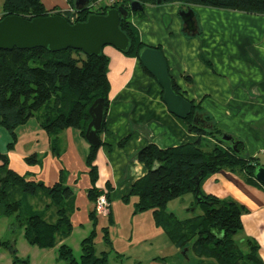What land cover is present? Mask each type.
I'll return each mask as SVG.
<instances>
[{"label": "crops", "instance_id": "crops-1", "mask_svg": "<svg viewBox=\"0 0 264 264\" xmlns=\"http://www.w3.org/2000/svg\"><path fill=\"white\" fill-rule=\"evenodd\" d=\"M42 1L47 10H71L66 0ZM192 9L198 26L196 35L184 31L182 8L178 4L147 5L143 17L131 19L141 41L163 52L180 93L188 101L199 104L224 133L242 142L245 156L258 158L264 165V16L205 7ZM103 51L110 59V103L95 165L99 190L107 193V186L111 187L113 217V223L103 228L117 226L119 221L130 223L131 228L125 227L124 231L123 227L119 235L110 228L111 247L104 241L96 242V252L98 255L108 252L109 264L112 261L125 264L124 260L128 264H190L164 230L156 227L153 211L135 215L138 198L132 197L128 204L122 199L148 173L145 165L136 159L139 150L150 144L160 149L193 144L198 141V135L190 131L185 120L170 113L163 101L162 88L138 58L112 46ZM39 124L29 130V123L17 128L16 142L6 129L0 128V154L8 156L14 172L48 186L57 183L65 171L67 185L75 193L73 229L85 228L84 224L90 227L89 216L94 208L88 198L91 179L86 158L90 144L79 130L65 129L59 134L61 155L55 156L50 137ZM124 140L127 143L120 146ZM31 155L37 156L38 163L26 162ZM202 191L246 208L242 216L243 231L237 239L241 243L254 240L264 262V186L248 184L243 176L222 170L203 182ZM49 203L47 196L32 201L40 213L45 212ZM194 204L192 195L190 205H183L186 217L179 218L200 214ZM121 213L123 216H118ZM46 219L54 220L53 211H47ZM71 235L58 238L53 249L67 244ZM128 237L132 244L122 248ZM98 245H101L99 251Z\"/></svg>", "mask_w": 264, "mask_h": 264}, {"label": "trees", "instance_id": "trees-1", "mask_svg": "<svg viewBox=\"0 0 264 264\" xmlns=\"http://www.w3.org/2000/svg\"><path fill=\"white\" fill-rule=\"evenodd\" d=\"M66 1L75 12L47 10L42 0H4L1 19L18 15L32 20L59 14L70 23H77L86 21L91 14H105L109 8L124 7L130 10L132 0H121L120 4L111 7L102 5L98 8L94 6L100 0H91L89 6L80 11L76 10V0ZM137 1L144 6L159 5L158 0ZM163 4H180L190 8L198 6L264 16V0H163ZM133 16L143 17L144 10L130 13L128 18L122 19L121 29L130 39L128 50L122 53L139 59L141 50L147 45L141 41L139 32L132 23ZM109 65L110 59L104 51L98 56H87L73 49L55 53L43 48H15L11 51L0 49V128L6 129L16 142L17 128L27 124L40 109L47 106L40 124L50 137L54 155L59 157L61 131L74 128L85 138L91 121V105L99 98L104 99L108 111ZM173 88L180 93L174 79ZM192 105V112L185 122L192 133L200 136L199 140L193 144L168 149H160L150 144L139 150L136 159L145 165L148 173L134 183L130 193L122 200L128 204L132 197L138 198L134 206L135 215L153 211L156 227L164 230L181 253L185 252L184 258L190 264H264L259 254V245L254 240L248 239L241 243L237 239L243 231L242 216L247 212L246 208L235 201L221 200L202 191L203 182L222 170L243 176L248 184L261 186L254 173L263 164L258 158L245 156L242 142L224 133L212 122L209 115L204 114L200 105ZM196 114L210 123L211 128L194 125ZM206 135L231 137L237 148L234 150V143L231 142H228L231 146L224 148L204 138ZM126 143L127 140H124L120 146ZM101 145H90L86 158L91 179L88 198L94 204L90 212L94 230L82 241L79 259L67 244L59 246L58 258L68 264H109V253L102 252L98 255L95 244L98 224L95 204L103 192L97 187L99 172L95 161ZM9 147L12 148L13 143ZM0 161V217L13 218L11 232L18 228L23 230L28 244L40 249L54 248L58 245V238L69 237L73 232L71 215L75 209V193L67 185L66 172L62 171L59 181L48 186L42 181L14 172L10 169L8 156L0 154ZM26 162L34 165L38 163V158L31 155L26 158ZM110 188L108 185V196ZM189 194L195 197L194 208L200 210V214L180 219L167 210L169 203ZM43 196H47L50 203L45 206V212L40 213L32 201H38ZM47 211H53L54 220L46 219ZM108 219L111 225V213ZM102 231L104 243L111 247L109 228L105 227ZM12 252L14 264L21 263L16 256V250ZM23 263L28 264V261Z\"/></svg>", "mask_w": 264, "mask_h": 264}, {"label": "water", "instance_id": "water-1", "mask_svg": "<svg viewBox=\"0 0 264 264\" xmlns=\"http://www.w3.org/2000/svg\"><path fill=\"white\" fill-rule=\"evenodd\" d=\"M91 0H76V10L86 9ZM163 4V0H158ZM145 6L137 0H132L130 10L124 7L109 8L105 14H91L86 21L70 23L64 16L56 14L38 17L32 20L18 15H9L0 20L1 50H32L43 48L50 52H60L68 49L81 51L87 56H98L105 47L112 46L121 52H126L130 46L128 35L121 29L122 19L130 13L143 11ZM184 23V31L196 33L198 30L196 14L188 7L180 11ZM144 69L158 82L163 91V101L171 114L181 120H186L192 112V102L173 88V78L169 73V65L163 52L156 47L146 46L139 55ZM91 121L85 133V139L94 147L102 143L101 134L107 115V105L104 99H97L89 108ZM193 123L196 126H206L199 115H195ZM224 140L234 143L231 137ZM237 144H233L236 150ZM255 179L264 186V165L258 166L254 173ZM199 186V182H197ZM185 255V252L182 253Z\"/></svg>", "mask_w": 264, "mask_h": 264}, {"label": "rangeland", "instance_id": "rangeland-1", "mask_svg": "<svg viewBox=\"0 0 264 264\" xmlns=\"http://www.w3.org/2000/svg\"><path fill=\"white\" fill-rule=\"evenodd\" d=\"M3 3H4V0H0V19L3 15V12H2ZM178 5L182 8V10H186L188 8V7H183L180 4H178ZM194 7H198V6H194ZM191 8H193V7H191ZM188 34L189 35H192V34L196 35V34H198V32H196V33H188L187 32V35ZM49 106H51V103ZM46 111H47V106L40 109L36 113V116L32 117L28 121L29 125H28L27 130H29L33 127L35 128L36 126H38L40 120L43 119V116L46 113ZM204 114H206V113H204ZM202 120H204V119L202 118ZM204 128L210 129L211 124L206 122V126H204ZM199 138H200V136L198 135V140H199ZM204 138H206L212 142H215L224 148H228L229 146H231L230 143H228L227 141L224 140V136H221V135L217 136V137H214V136L212 137V136L206 135ZM219 140H222L225 143H220ZM190 196H192V195L191 194L186 195V196H184L180 199H177L176 201L170 203L168 206L169 211H174L176 213V215L180 218L186 217L187 214L183 210V205L185 207L190 205ZM108 197H109L108 193H105V191H103L102 194L97 199V202H96V204H97L98 200L99 199L101 200V198H103V199H105V202H106L104 204H108L107 207L105 206L104 208L98 209V205L96 206V204H95L96 215L98 218V224L96 226L97 236L95 238V243L97 242L98 244L100 243V241L101 242L104 241V239H103L104 234H103L102 230H103L104 226H108V224H109L108 217L111 213V202H112V200L109 199ZM181 201H185V203L182 204ZM118 216L122 217L123 214L122 213H121V215L118 214ZM89 218H90V216H89ZM12 221H13V218L4 217V216L0 217V264H14V256H13L12 250H16V252H17L16 256H17V258H19L21 260V263H17V264H24L23 262H25V260L28 261V264H57L56 261H58V260L60 261V264H67L66 261L60 260L58 258V248L59 247L57 248V250L53 249V248L52 249H40L38 247L31 246L27 243V241L25 240V237H24L23 230L18 228V229H15L14 232H11L10 224L12 223ZM90 221H91V219H90ZM91 224L92 225H90V227L87 226L88 224L87 225L84 224L85 228H81V229L77 228L76 230L73 229L72 235L67 241V245H69L73 249L74 255L77 259H79L81 256V242H82V240L86 236L88 237L94 230L93 222ZM123 227H124V231H125V227L131 228V224L130 223L124 224L123 221H119L117 226L109 227V237L111 238L110 228L112 229L111 232L113 234L117 233V235H119L121 233V229H123ZM129 241L130 240L128 237V241L125 240L121 244L122 248L123 247L126 248L128 246V244H132ZM131 242L134 243L135 240H132ZM100 249H101V245H98L97 251H99ZM243 249L245 250V246L243 247ZM23 253H25V255H23ZM111 263L115 264L114 261H112ZM124 263L128 264L127 260H124Z\"/></svg>", "mask_w": 264, "mask_h": 264}, {"label": "built area", "instance_id": "built-area-1", "mask_svg": "<svg viewBox=\"0 0 264 264\" xmlns=\"http://www.w3.org/2000/svg\"><path fill=\"white\" fill-rule=\"evenodd\" d=\"M120 3H121V0H100L98 5H95L94 7L98 8V7L102 6V5H106L108 7H111V6L115 5V4H120ZM70 11L71 12H75L74 9H71ZM104 203H106L105 199L101 198V200L100 199L98 200V203L96 204V206L98 205V209L104 208L105 206L107 207L108 204H104Z\"/></svg>", "mask_w": 264, "mask_h": 264}]
</instances>
